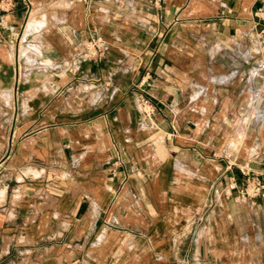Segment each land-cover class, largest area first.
<instances>
[{
  "label": "crops",
  "instance_id": "0c3cea01",
  "mask_svg": "<svg viewBox=\"0 0 264 264\" xmlns=\"http://www.w3.org/2000/svg\"><path fill=\"white\" fill-rule=\"evenodd\" d=\"M263 15L264 0L0 13V264H264V195L236 198L264 176Z\"/></svg>",
  "mask_w": 264,
  "mask_h": 264
},
{
  "label": "built area",
  "instance_id": "2783aa9c",
  "mask_svg": "<svg viewBox=\"0 0 264 264\" xmlns=\"http://www.w3.org/2000/svg\"><path fill=\"white\" fill-rule=\"evenodd\" d=\"M16 0H0V13L11 11L15 6ZM264 19V15L262 16ZM108 46L105 40L99 36L91 35L84 48V57L91 60L100 62L107 54ZM260 68L264 70V61L260 63ZM147 101H144V105ZM251 117L255 118L264 112V98L261 96L250 101ZM264 195V176L260 174H250L246 176V185L240 189L236 198L238 200H254L258 196Z\"/></svg>",
  "mask_w": 264,
  "mask_h": 264
}]
</instances>
